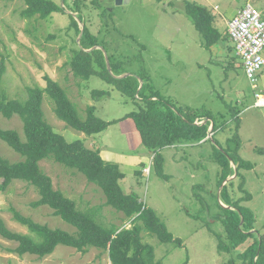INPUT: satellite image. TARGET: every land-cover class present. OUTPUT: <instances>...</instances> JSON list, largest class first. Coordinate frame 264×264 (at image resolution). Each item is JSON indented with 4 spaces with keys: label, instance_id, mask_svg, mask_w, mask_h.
Segmentation results:
<instances>
[{
    "label": "rangeland",
    "instance_id": "374dc122",
    "mask_svg": "<svg viewBox=\"0 0 264 264\" xmlns=\"http://www.w3.org/2000/svg\"><path fill=\"white\" fill-rule=\"evenodd\" d=\"M53 1L62 6L65 13L27 18L21 13L26 7L24 0H0V62L3 61L5 68L1 88L7 99H27L26 89L44 88V76L47 75L66 90L81 119L85 117L87 105H94L95 113L105 120L120 121V116L136 109L129 95L105 80L96 76L82 80L73 74L68 61L72 49L79 46L81 36L72 24V14L79 30L85 25L101 38L109 55H117L123 60L125 72L122 76L136 75L139 79L138 74L145 73L160 97L170 100L175 107L188 108L196 115L207 111L216 122L220 115L227 120L234 110L239 112L237 116L244 142L241 154L255 164L254 169L247 172L245 187L252 199L244 205L255 215V229L252 231L257 230L264 242V107L253 105L256 90L251 88L244 71L234 66L239 59L232 53L231 40L225 37L206 48L191 17L185 13L186 0H130L119 5L114 0H99L97 7L91 4V0ZM189 1L205 6L216 16L237 11L250 2L264 15V0ZM96 47L106 53L102 46ZM262 54L264 56V49ZM93 89L108 90L110 96L94 101L90 96ZM42 111L53 130L67 141L81 139L89 148L93 145L104 147L103 136L116 153L126 157L134 155L135 160V150H145L146 156L135 174L127 172L125 164L119 166L125 174L121 188L126 193H135L146 206L153 208L167 229L182 242L181 246L160 242L154 234L143 230L141 240L153 247L155 260L161 264H229L230 258H234L235 264H241L235 259L240 258L236 252L233 256L223 255L217 247V234L222 233L221 223L215 219L216 202H220L218 166L209 159L212 150L225 148V139L235 130L232 124L223 131L215 129L213 137L202 144L163 148L160 151L164 156L163 171L168 175L164 180L155 174L153 153L142 144L140 146L136 128L124 130L132 119L126 118L123 124L113 123L101 133L87 135L67 126L56 116L54 102L46 93L43 94ZM0 126L16 129L21 140L25 139L19 116L5 118L0 113ZM0 155L12 162L22 159L1 139ZM39 165L51 177L54 188L74 199L79 208L102 206L100 214L105 223L129 226L123 221L121 212L103 205L102 191L84 175L50 158L42 159ZM232 178L234 175L225 182ZM1 181L0 178V221L6 228L37 240L27 225L14 219L13 210H16L40 224L75 232L73 226L53 215L49 206L31 205L39 197L32 185L14 179L3 188ZM16 245V241L0 235V264H112L107 253L94 247L79 252L60 244L51 254L39 257L29 253L17 254L13 250Z\"/></svg>",
    "mask_w": 264,
    "mask_h": 264
},
{
    "label": "trees",
    "instance_id": "16d2710c",
    "mask_svg": "<svg viewBox=\"0 0 264 264\" xmlns=\"http://www.w3.org/2000/svg\"><path fill=\"white\" fill-rule=\"evenodd\" d=\"M24 1L26 7L21 13L27 18L34 16L46 18L55 12L65 13L64 8L53 0ZM99 3V0H91L94 7L99 6ZM184 10L191 17L193 26L206 48L218 44L225 37L231 40L226 33H221L217 29L213 14L205 6L186 0ZM70 17L77 32L82 31L79 46L72 49L68 61L73 74L82 80L96 76L131 97L136 109L127 112L122 118L133 120L141 144L153 153L152 168L157 176L164 180L168 179V175L163 171L164 156L160 152L163 148L180 144H202L208 141L210 124L211 137L215 129L223 131L230 124L234 126L232 135L225 139V148L222 150L215 148L216 152L212 150L209 156V159L218 166L217 189L219 188L220 202H216L218 211L215 219L220 221L222 233L217 234V247L219 253L223 255L233 256L236 252V256L240 258L235 259L241 264H264L263 237L257 230L252 231L255 229V215L244 205L246 201L252 199L251 193L245 187L247 172L252 171L255 164L241 154L242 141L238 133L240 122L237 116L239 112L234 110L227 120L220 115L216 122L207 111L196 115L194 111L175 107L170 100L160 97L150 77L145 73L138 74L142 81L141 85L136 75L118 77L125 72L122 68L123 60L117 55H109L99 36L92 34L85 25L79 30L74 16L70 14ZM78 17L82 19L81 15ZM100 22L103 25L101 20ZM232 44L233 55L238 58L234 43ZM96 46H102L106 50L109 69L103 50ZM4 70V63L1 61L0 113L5 118L19 116L25 139L21 140L16 129L0 126V139L22 156L21 160L12 162L0 155L1 187L5 188L14 179L29 183L39 196L31 203L33 207L47 205L52 209L53 215L59 216L75 228L74 233L51 228L13 210L14 219L27 225L30 232L37 237L35 240L28 234L13 232L0 221V235L17 242L13 249L17 254L29 253L44 257L61 244L79 252H86L90 247L100 249L108 254L112 264H161V261L155 260L153 247L142 242L140 234L143 230L154 234L160 242L182 245L181 240L173 236L153 208L146 206L135 193L123 191L120 180L124 173L117 163L105 161L97 149L87 147L83 140L67 141L62 134L53 130L43 117V94L46 93L53 100L54 112L59 119L67 126L87 135L102 132L118 119L110 121L102 119L95 113L94 105H87L84 109L85 117L81 119L66 90L47 75L44 76L46 81L44 88L35 86L26 89L27 99H7L1 88ZM90 96L94 101H98L109 97L110 92L93 89ZM204 117L212 121L206 120L202 123ZM44 158H50L84 175L88 182L95 184L102 191L105 197L103 205L121 212L124 216L123 221L129 226L105 223L100 214L102 206L79 208L74 199L54 188L51 177L42 171L39 162ZM233 175L234 178L225 182ZM237 193L240 195L236 196ZM221 202L228 207H224ZM228 262L236 263L234 258H230Z\"/></svg>",
    "mask_w": 264,
    "mask_h": 264
},
{
    "label": "built area",
    "instance_id": "2783aa9c",
    "mask_svg": "<svg viewBox=\"0 0 264 264\" xmlns=\"http://www.w3.org/2000/svg\"><path fill=\"white\" fill-rule=\"evenodd\" d=\"M227 34L234 43L235 53L251 88L256 90L255 106H264V97L257 91L258 75L264 68V15L250 2H246L227 22Z\"/></svg>",
    "mask_w": 264,
    "mask_h": 264
},
{
    "label": "crops",
    "instance_id": "0c3cea01",
    "mask_svg": "<svg viewBox=\"0 0 264 264\" xmlns=\"http://www.w3.org/2000/svg\"><path fill=\"white\" fill-rule=\"evenodd\" d=\"M199 4V3H198ZM201 5V4H200ZM203 6V5H202ZM217 8V6H215V9ZM214 9V11H215ZM213 16H214V25L217 27V29L220 31V29H222V33H226L227 34V22L233 18L237 11L235 10H231V11H227L225 14H220L218 16L214 15V12L209 10ZM228 35V34H227ZM232 51H233V54H234V48H233V44H232ZM264 57V56H263ZM235 67H239L242 69V66L240 64V61L238 60V62H236V64H234ZM243 70V69H242ZM257 91H259L263 97H264V68L261 70V72L259 73V76H258V82H257ZM255 101V99H254ZM243 103V102H242ZM253 105L255 106L254 102H253ZM257 107V106H256ZM261 107H264V106H261ZM245 109H247V106L245 107ZM125 115V114H124ZM121 118L123 117L120 116ZM125 119L126 118H122L120 121H117V122H114L115 124H118L119 123H125ZM127 119H130V118H127ZM112 120V119H111ZM204 122L206 120H208V118L206 119H203ZM107 121H110V119H108ZM133 121V120H132ZM212 123V122H211ZM113 124V123H112ZM128 128L127 129H124V130H127V131H132L133 129H135V124L134 122H130L129 120V124H128ZM111 126V124L107 127L109 128ZM125 127V126H123ZM106 128V129H107ZM210 128H212V124L209 125V130L208 132L210 133ZM137 130V129H136ZM104 131V130H103ZM102 131V132H103ZM240 131L241 130V125H239V129H238V133H239V136L241 138V141H242V147H243V137H241V134H240ZM101 133V132H100ZM102 146L104 147H95L94 145L91 147L93 149H97L101 155V157L105 160V161H110V162H115V163H119L118 165H123L125 164V166L128 168L127 169V172L129 173H132V174H135L136 170L139 169V166L141 165V163L143 162V159L145 158L146 156V153H145V150L142 149V148H138L136 149L135 151L137 152L135 155H136V160H135V157H133L134 155H131V156H124L122 154H118L116 153L112 147L113 146H109L106 141H105V138H103L102 136ZM140 146H141V142H140ZM243 149V148H242ZM142 155V156H141ZM125 160V161H123ZM120 168V167H119ZM125 178V174H124V177L120 180V184H122V181L124 180ZM121 186V185H120ZM108 261L110 262L109 258H108ZM111 263V262H110Z\"/></svg>",
    "mask_w": 264,
    "mask_h": 264
},
{
    "label": "water",
    "instance_id": "95a60500",
    "mask_svg": "<svg viewBox=\"0 0 264 264\" xmlns=\"http://www.w3.org/2000/svg\"><path fill=\"white\" fill-rule=\"evenodd\" d=\"M130 0H114V3L119 5V4H123V3H127L129 2ZM82 35V31L80 32V36ZM105 54V58H106V62H107V66H108V69L110 68L109 64H108V58H107V54ZM118 77H123L122 75L118 76ZM140 85H141V81H140ZM211 129V128H210ZM211 136V133H209V137ZM224 207H228V206H225L223 205Z\"/></svg>",
    "mask_w": 264,
    "mask_h": 264
}]
</instances>
